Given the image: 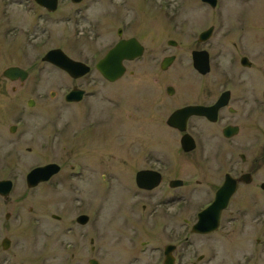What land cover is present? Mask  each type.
<instances>
[{"label":"flooded vegetation","instance_id":"af4514ba","mask_svg":"<svg viewBox=\"0 0 264 264\" xmlns=\"http://www.w3.org/2000/svg\"><path fill=\"white\" fill-rule=\"evenodd\" d=\"M31 1L42 11L39 21L47 23V20L50 22L51 14L61 10L64 0H58L55 10L48 9L36 0ZM67 1L76 6L75 12H68L67 9L59 12V19H53L56 23L69 24L75 17L80 23L82 18L88 17L89 9L99 5L97 11L100 20H97L96 26H100L103 16L110 19L109 24L122 22L116 29L117 39L107 52L121 40L136 39L142 46L141 55L124 61L126 72L121 79L126 74L135 73L128 66L132 62L141 61L143 74L146 75L150 67L155 69V62L163 72H167L177 61L178 53L172 49L178 48L180 44L175 39L162 40L163 36L153 35L150 38L154 39V42L148 44L144 36L135 33L140 23H126L127 17L115 16L114 9H123L127 0H93L92 4L85 3L86 0ZM255 1L257 0H199L200 5L208 9L210 15L203 12L199 14L198 21L209 24L199 33L189 36L190 80L182 83H161L158 80L147 82L144 79L140 82L142 90L137 103L140 119L137 152L140 166L131 174L129 180L113 182L114 176L111 173L101 174V180L94 178L98 161L93 157L94 154L99 152V148L108 150L113 147L99 146L95 135L82 134L90 127L114 123L115 108L107 118L94 117L80 125L77 134L71 131L70 121L65 123L61 130L71 138L69 150L77 143L76 153L89 156L93 162L87 161L71 167L78 176L76 182H58L59 180L53 179L60 170L48 181L38 182L35 186H30L28 182H11L8 195L0 194V216L4 218L3 225L0 226V264H27L32 260L28 253L18 252V243L13 236L17 227L16 221L26 218L23 217L27 216L25 212L31 214L28 215L30 219L39 216L35 215L40 210L38 211L34 201H38V207L45 203L47 210L55 208L50 217L59 224L61 231L66 226L61 225L65 223L66 213L75 211V223L81 227L90 225L94 231L95 235L90 236L91 252L98 250L95 245L99 232L98 222L107 206L110 228L115 224L116 231H119L116 221L133 218L134 220L129 222L133 229H129V233L123 234L122 237L119 234L116 236L117 241L113 240L112 243L114 247L124 244V238L128 240L125 244L130 252L128 258L124 259L118 251V264H264V23L251 21L243 11ZM15 2L16 0H13V3ZM20 2L30 5L29 0ZM260 2L264 3V0ZM235 8L239 9L238 12ZM210 29L211 35L205 39L201 37L204 31ZM31 31L35 32L32 29ZM43 31L45 32V29ZM20 38L22 42L16 45L17 49L26 51L25 44L33 41L31 35L27 33ZM161 42L166 44H157ZM197 51H204V71H200L195 65L194 54ZM168 58H172L171 63L163 68V63ZM97 62L95 69L99 72ZM11 66L24 69L27 72L26 79L6 77L4 71ZM11 66L5 67L3 75L23 85L31 75L32 67L29 69L17 64ZM64 72L74 81L87 75L74 78ZM75 87L84 90V96L87 94V90L77 83H73L70 90ZM68 92L65 94V100ZM215 105H218L217 109H209ZM189 106H204L209 110L205 114L189 115L183 125L182 115L176 117V121L181 122V125L171 123L175 112ZM121 120L137 123L135 119ZM12 128L15 130L12 131ZM17 129V125L10 127L12 133ZM191 144L194 145L191 150L184 146ZM65 148L67 149L68 145H65ZM180 153L196 156L195 163L200 170L193 173H199L201 178L192 176L190 180L179 176L175 156ZM101 160L103 162L105 159ZM142 171H150L153 178L159 177V182L145 181L147 184L156 185L140 186L137 175ZM86 174L88 175L85 178ZM177 181L182 183L178 185ZM227 181L234 183L235 190L228 206L220 214L219 226L210 232L195 230L200 214L215 201L218 191ZM189 182H196L197 186L194 187ZM179 187H188L189 198L198 194L207 201L195 210H186L189 201L185 196H179ZM99 191L107 202L99 200ZM67 194L70 197L69 205L66 204ZM111 199L117 200L114 207H110ZM232 206H235L234 210L229 211ZM148 219H152L154 225L146 227ZM11 220L15 223L10 222ZM106 229H109L108 224ZM47 234L50 235L49 232ZM216 235L220 236L218 246L199 242L208 241L210 238L212 240ZM62 250L65 251L64 248ZM112 252L113 250H110L111 255ZM19 256L22 257L20 263L17 262ZM72 257L67 259L66 264L74 260V253ZM101 258L91 256L87 262L90 264L91 260H96L99 264H105L106 258Z\"/></svg>","mask_w":264,"mask_h":264},{"label":"rangeland","instance_id":"374dc122","mask_svg":"<svg viewBox=\"0 0 264 264\" xmlns=\"http://www.w3.org/2000/svg\"><path fill=\"white\" fill-rule=\"evenodd\" d=\"M260 1H255L243 11L251 21L255 20L263 24L264 3ZM85 3L92 4L93 0H86ZM29 4L24 5L20 0H16L15 3L13 0H0V179L26 182V175L32 168L49 162H58L61 165V172L53 179L59 180L58 182H76L75 179H78V176L71 167L93 161L89 156L76 153L77 143L73 144L69 150L71 138L61 129L65 127L66 122L70 121L73 128L71 131L77 134L80 125L94 117L107 118L111 116L115 108L114 123L90 127L82 134L95 135L99 146L113 147L108 150L99 148V152L94 154L93 157L98 159L94 178L101 180V174L111 173L114 176L113 182L129 180L132 177L131 174L140 166L137 152L140 134L137 103L140 100L139 94L142 88L139 84L144 79L147 82L158 80L161 83H182L190 80L189 36L199 33L209 24L198 21L199 14L207 12L210 15L208 9H204L199 0H127L123 9L116 8L118 11L114 9L116 17H127L126 23H140L135 33L144 36L148 44L154 42L150 36L158 35L163 36L162 40L175 39L180 46L172 49L178 53V59L169 71L163 72L155 62V69L150 67L145 75L141 68V61H136L128 65L129 69L135 71L133 75L126 74L121 80L109 82L95 69V63L117 39L116 29L122 22L109 24L110 19L103 16L100 26L99 24L96 26L97 20H100V14L97 11L99 5H95L93 9H89L88 17L85 15L86 19L82 18L80 23L75 20L76 17L69 24L56 23L53 19H59L61 15L59 12L65 9L68 12H75L76 6L64 0L61 10L51 14L50 22L47 20V23H44L42 20L39 21L42 11L31 0ZM5 8L9 10L6 11ZM235 9L238 12L239 9ZM38 21L40 26L37 25ZM27 30L33 41L25 44L26 51L25 49L19 51L16 45L22 42L20 37H24ZM58 47L70 57L88 63L92 67L91 72L74 81L59 67L42 60L48 50ZM22 52L26 57H23L25 55ZM15 64L29 67V69L32 67L31 75L23 85L3 75L5 67ZM73 83L80 84L87 90V94L82 101L69 103L65 100V94L71 89ZM29 99L35 100L34 106H29ZM121 118L132 121L135 119L138 124L123 122ZM13 125L18 126L14 133L10 131ZM52 139H54L53 147ZM149 140L150 138H148V144ZM64 144L68 145L67 149ZM175 157L180 177L190 180L192 176L201 178L199 173H193L200 170L195 163L196 156L180 153ZM101 159L105 160L102 162ZM189 184L197 186L196 182H189ZM202 184L204 186L203 182ZM187 189L188 187L178 189L179 196H185L189 201L186 210H195L201 203L207 201L205 197L198 194L194 198H189ZM61 196L63 198L62 194ZM118 196L119 194L116 195L117 198ZM98 198L100 201L107 202L101 191ZM190 199L193 202H190ZM116 203V199H111L110 207H114ZM66 204H70L68 194ZM34 205L37 206L38 211L40 210L39 213H35L39 216L30 219L28 215L31 214L25 212L27 216L23 217L26 218L22 217V221L19 219L16 221L17 227L14 236L12 235L18 243L16 247L18 252L28 253L32 258L27 264H66L67 259L73 258L72 253L75 254L74 260L68 261L67 264H88L87 259L91 256L106 258L105 264H118L116 262L118 251L122 253L124 259L128 258L130 252L125 247L127 239L124 238L122 245L112 247V243L113 240L117 241L116 236L121 234L122 237L123 234L129 233V229H133L129 223L134 220L133 218L116 221L119 228V231H116L115 224L110 228L107 206L98 222L99 232L95 241L98 250L91 252L90 236L95 235L94 231L90 225L81 227L75 223V211L66 213L65 223H61L66 226L61 231L59 224L57 225L56 221L50 217V213L54 212L55 208L47 210L45 203L38 207V201H34ZM234 207L232 206L229 211L234 210ZM3 219V216H0V226L3 225ZM10 222L15 223L13 220ZM146 225V227L154 225V221L148 219ZM48 232L50 235L47 234ZM219 241L220 236L216 235L212 240L210 238L208 241L199 242L218 246ZM63 248L65 251L62 250ZM110 250H113L112 255ZM21 259L22 257L19 256L17 262L20 263ZM147 259L152 258L147 257Z\"/></svg>","mask_w":264,"mask_h":264},{"label":"water","instance_id":"95a60500","mask_svg":"<svg viewBox=\"0 0 264 264\" xmlns=\"http://www.w3.org/2000/svg\"><path fill=\"white\" fill-rule=\"evenodd\" d=\"M81 1V0H74ZM39 4L47 7L50 10H55L57 8L58 0H36ZM212 30L204 31L201 37L204 39L211 35ZM175 43V42H174ZM142 46L136 39L121 40L112 48L108 53L98 62L97 68L100 73L109 81H116L120 79L126 71L124 61L127 59H134L142 54ZM204 51H197L194 54L195 65L200 71H204ZM172 58H168L163 63V68L168 67L171 63ZM44 61H48L55 66L65 70L70 76L74 78L81 77L90 71V66L86 63L73 59L68 56L61 48H53L49 50L43 57ZM207 61V59H206ZM4 75L11 79H16L18 77L21 80L26 79L27 72L17 66H11L4 71ZM84 90L77 87L73 88L66 97L67 101H79L83 98ZM29 106H34L35 101L33 99L29 100ZM218 105L211 108L217 109ZM208 108L204 106H189L178 110L173 114L172 122L175 125H181V122L176 121V117L184 116L182 125L185 124V119L191 114H205L208 113ZM175 119V120H174ZM15 128H12L14 131ZM186 149H193L194 145H184ZM60 171V166L57 163H50L46 165L37 166L30 170L27 174L26 179L30 186H35L38 182L46 181L50 179L54 174ZM150 171H142L137 175V181L140 186L154 187L156 184H147L146 182H159V177H152ZM154 179V181H153ZM11 179H0V194L4 196L8 195L11 189ZM178 185L182 183L177 181ZM235 190V185L233 182H225L221 189L217 193L215 201L200 214L199 221L195 224V230L202 232H210L217 229L220 221V214L228 206L229 199ZM90 264H99L96 260H91Z\"/></svg>","mask_w":264,"mask_h":264}]
</instances>
